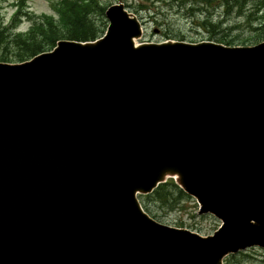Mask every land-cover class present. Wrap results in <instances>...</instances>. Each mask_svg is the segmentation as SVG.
Masks as SVG:
<instances>
[{
  "label": "water",
  "instance_id": "water-1",
  "mask_svg": "<svg viewBox=\"0 0 264 264\" xmlns=\"http://www.w3.org/2000/svg\"><path fill=\"white\" fill-rule=\"evenodd\" d=\"M105 35L0 62V264H223L264 249V41L135 44ZM222 221L162 224L138 194L166 177Z\"/></svg>",
  "mask_w": 264,
  "mask_h": 264
},
{
  "label": "rangeland",
  "instance_id": "rangeland-1",
  "mask_svg": "<svg viewBox=\"0 0 264 264\" xmlns=\"http://www.w3.org/2000/svg\"><path fill=\"white\" fill-rule=\"evenodd\" d=\"M26 11L32 14H52L53 4L58 0H23ZM103 7L121 2L125 7L137 15L143 24V35L137 42H164L166 40H177L186 42L213 41L225 43L226 40H234L232 45H251L264 34L257 36L262 29L252 31L253 28L247 24V16L254 13L258 5L251 3L246 15L239 16L237 11L227 12L221 7H212L216 2H204L202 5L196 3V7L190 5L194 0H98ZM20 0H0V26H7L17 10ZM207 3V4H206ZM190 4V5H188ZM204 11L202 17L199 13ZM104 21L107 24L104 12ZM251 15V19L255 18ZM264 13H258V18L264 19ZM98 17V16H97ZM206 17L213 21V28H205L200 22ZM98 19V18H97ZM30 17H24L17 22L18 29L26 30L30 26ZM106 28H104L105 31ZM226 44V43H225ZM14 49L1 50L0 57L5 55L13 60ZM5 62V61H0ZM22 61H9L8 63H21ZM167 177V181H172ZM179 188V187H178ZM168 191H172L171 187ZM180 189V188H179ZM171 201L158 199H145L149 204L150 215L158 222L176 228H186L202 236L211 235L217 230L221 221L212 214H198L199 205L196 199L185 192L175 195L172 193ZM224 264H264V249L249 247L236 254L228 255Z\"/></svg>",
  "mask_w": 264,
  "mask_h": 264
},
{
  "label": "trees",
  "instance_id": "trees-1",
  "mask_svg": "<svg viewBox=\"0 0 264 264\" xmlns=\"http://www.w3.org/2000/svg\"><path fill=\"white\" fill-rule=\"evenodd\" d=\"M216 2L212 7H221L227 10V12L237 11L239 16L246 15V11L249 9L251 3L263 4L264 0H194L190 5L192 8L198 5L204 4V2ZM207 4V3H206ZM19 8L12 17L11 23L7 26H0V52L1 50L14 49L13 60H9V57L2 55L0 61H24L36 54L48 51L52 49L55 43L60 39H73L80 41L94 40L99 37L106 27L104 21L103 12L106 7H103L98 0H59L53 4L54 13H41L32 14L26 11L24 1H20ZM264 13V6H257L254 13H250L247 16V24L253 28L252 31L262 29L257 36L264 34V19L256 16L258 13ZM255 14V18L251 19V15ZM30 17V26L23 32L14 31V27L21 19V16ZM204 11L199 13L202 17ZM98 16V17H97ZM264 18V16H261ZM98 18V19H97ZM212 19L206 17L205 20L200 22V25H206L205 28H213ZM260 36L256 43L264 40ZM234 40H226L225 43L232 45ZM169 187L173 189L168 191ZM182 194V190L171 181H166L159 184V186L153 190L152 193L147 195H141L140 199L143 204V208L150 214L149 204L145 199H158L166 202L173 200L170 197L171 194Z\"/></svg>",
  "mask_w": 264,
  "mask_h": 264
}]
</instances>
